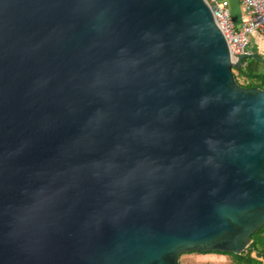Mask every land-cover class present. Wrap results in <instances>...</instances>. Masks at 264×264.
I'll list each match as a JSON object with an SVG mask.
<instances>
[{
  "label": "water",
  "instance_id": "obj_1",
  "mask_svg": "<svg viewBox=\"0 0 264 264\" xmlns=\"http://www.w3.org/2000/svg\"><path fill=\"white\" fill-rule=\"evenodd\" d=\"M207 0H0V264H179L264 226V89Z\"/></svg>",
  "mask_w": 264,
  "mask_h": 264
},
{
  "label": "built area",
  "instance_id": "obj_2",
  "mask_svg": "<svg viewBox=\"0 0 264 264\" xmlns=\"http://www.w3.org/2000/svg\"><path fill=\"white\" fill-rule=\"evenodd\" d=\"M207 2L229 43L233 60L236 61L240 55L250 54V36L254 33L264 36V0H241L244 16L239 23L233 18L231 0H207ZM258 259L264 264V256Z\"/></svg>",
  "mask_w": 264,
  "mask_h": 264
},
{
  "label": "trees",
  "instance_id": "obj_3",
  "mask_svg": "<svg viewBox=\"0 0 264 264\" xmlns=\"http://www.w3.org/2000/svg\"><path fill=\"white\" fill-rule=\"evenodd\" d=\"M258 64V60L249 58L244 61V66L242 68L236 69L238 73L234 74L237 82L241 86L263 88L264 76ZM252 239L253 242L242 254L221 251L205 253L228 254L232 264H262L258 258L264 256V226L253 234Z\"/></svg>",
  "mask_w": 264,
  "mask_h": 264
},
{
  "label": "crops",
  "instance_id": "obj_4",
  "mask_svg": "<svg viewBox=\"0 0 264 264\" xmlns=\"http://www.w3.org/2000/svg\"><path fill=\"white\" fill-rule=\"evenodd\" d=\"M231 11L233 18L236 22H240L244 16V9L241 0H231L230 2ZM250 52L252 54H256L261 58H264V36H261L258 33H254L250 36ZM257 60V59H256ZM258 67L260 68L261 72H264V62L259 61ZM200 259L204 260L205 264H225L231 258L225 257L223 255H214V254H207V256H197Z\"/></svg>",
  "mask_w": 264,
  "mask_h": 264
},
{
  "label": "rangeland",
  "instance_id": "obj_5",
  "mask_svg": "<svg viewBox=\"0 0 264 264\" xmlns=\"http://www.w3.org/2000/svg\"><path fill=\"white\" fill-rule=\"evenodd\" d=\"M236 69H233V72L235 74H237L238 72L236 71ZM263 76H264V72H263ZM207 254L209 253H205V252H189V253H184L181 255L180 260H179V264H205L204 260L200 259L199 256H207ZM210 254H214V255H223L224 258L228 257V254H218V253H210ZM230 257V256H229ZM225 264H232L231 259L229 261H227Z\"/></svg>",
  "mask_w": 264,
  "mask_h": 264
}]
</instances>
